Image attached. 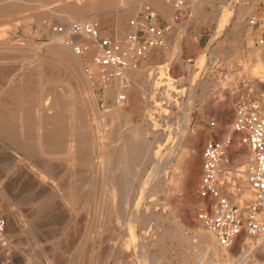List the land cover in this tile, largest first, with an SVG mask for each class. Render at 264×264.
Returning <instances> with one entry per match:
<instances>
[{
  "label": "rangeland",
  "instance_id": "1",
  "mask_svg": "<svg viewBox=\"0 0 264 264\" xmlns=\"http://www.w3.org/2000/svg\"><path fill=\"white\" fill-rule=\"evenodd\" d=\"M34 1L19 2L20 12L12 16L15 19L0 21L1 42L26 48L32 40L36 43L47 40L46 25L53 28L62 25L63 22H59L55 14L48 15L52 10L59 9L62 1ZM42 1L50 4L46 7ZM210 1H203L205 5L201 14L197 15L191 10L174 23L172 39L159 50L165 55L160 54L151 60L150 54L135 71L136 75L128 73L125 82L129 83L134 99L128 96L125 107L128 110L136 104L137 109L128 112L125 117L113 119L109 116L112 110L120 106L116 101L118 94L125 93L115 83L102 89L98 76L90 78L95 97V107L92 109L89 105L92 98L90 93L67 74L58 73L57 68L52 67L49 69L51 72L57 71L48 73L53 90L42 101L43 113L32 109L25 128L20 127L25 121L19 117L6 118L10 124L8 129L16 131V134L0 133V211L8 223L6 232L2 234L4 236L0 238V264H215L211 253H204L199 241L193 243L191 253L188 244L176 238V226L183 223L185 216L177 203L187 196L190 188L195 191L196 196L192 198L197 200L196 203L199 201L203 204L204 201L198 195L203 163L198 166L199 161H195L197 145L191 144V137H201V131L211 133L205 137L203 145H199L203 153L206 142L218 138L231 125L234 119L232 110L238 99L264 98V78H253L256 75L251 68L253 55L264 54V49L257 44L261 37L251 33L249 24V19L256 12L262 10L264 13V0L242 16L238 14L240 4L236 0H213V4ZM143 6L154 8L159 19L162 16V26L172 21L174 10L170 19L150 3L146 2ZM132 8L131 16L128 15L121 22L116 8L86 12L83 18L86 19L84 22L98 23L103 36H114L119 28L129 31L130 19L136 17L142 7L135 5ZM222 9L232 14L225 19V30H219ZM259 28L263 29L264 23ZM91 43L90 40L74 41V44H86L93 49ZM89 53L81 55L86 72L93 71L91 68L95 66L94 57ZM26 56L33 54H19L14 62H5V68L0 65L1 72L5 71L0 72V98H5L10 105H14L18 98H24L23 91H14L13 88L18 87L20 78L26 72V68L21 66ZM10 64L16 69L12 70ZM257 64L264 67V59L260 58ZM10 73L15 80L9 78ZM30 78H34V75ZM39 89L33 94V101L37 103L41 97ZM69 101L78 104L73 113L74 121L67 108ZM186 114L191 116L190 128L183 143L178 145ZM55 117L59 122L56 120L53 127L44 126L43 130L51 131L57 141L43 145L36 143L39 131L36 122L41 118L50 120ZM211 122L216 125L210 126ZM70 129L75 132L72 143L67 140ZM20 130L26 133L20 135ZM162 133L167 134V140L162 138ZM235 139L233 149L227 153V161H223L229 172L227 190H234L239 185L246 191L248 186L238 174L241 175L247 168L244 162L250 150L239 145L238 136ZM72 145L74 157L69 155ZM41 146H45L47 153L41 151ZM127 146L128 156L122 158ZM176 150L179 160L170 170L162 169L154 176L155 180L148 183L150 186L146 185L147 188L143 190L154 163L160 159L165 161ZM181 163L188 166L190 174H181ZM40 172L44 177L41 183L43 188L37 185L34 176ZM179 178H183L181 182H184L182 191L162 188L163 180L168 182V188L181 186V182H177ZM245 191L243 194L250 198L249 192L245 194ZM199 209L200 206L195 210V218L199 222L198 227L205 231L197 217ZM196 231L190 225L185 228V232L192 236L197 234ZM244 238L231 248L235 253L240 242H248ZM255 259L252 264H264V258L257 256ZM221 263L231 264V261L223 255Z\"/></svg>",
  "mask_w": 264,
  "mask_h": 264
},
{
  "label": "bare ground",
  "instance_id": "2",
  "mask_svg": "<svg viewBox=\"0 0 264 264\" xmlns=\"http://www.w3.org/2000/svg\"><path fill=\"white\" fill-rule=\"evenodd\" d=\"M23 2V0H0V21L4 20V19H12V16L18 14L20 12V8L18 6L19 2ZM39 1V0H36ZM34 1V2H36ZM54 1H62L61 6L59 7V9L56 10H52L48 15H52L55 14L57 16V20L59 22H63L65 25L70 24L73 21H80V22H84L86 19L83 18V15L86 12H95L98 10H103V11H110L112 8H116L119 11V16L118 20L119 22H121L122 20H124L126 17L128 18V15H130L133 12V6L135 5H139L140 7H144L143 4L144 3H150L151 5H153L162 15H164L165 17H170L171 19V13H173V8L166 4L164 2V0H54ZM240 6H239V15L242 16L248 9H252L255 5L258 4V2L260 0H236ZM213 0L210 1V3L213 4ZM41 3V2H40ZM39 3V4H40ZM43 3V1H42ZM41 3V4H42ZM49 2H44L43 5H49ZM205 4H201L197 7H195L192 11L195 14H201L202 8ZM27 6V5H26ZM36 6V5H35ZM41 6V5H40ZM214 6V5H213ZM33 7V4H32ZM47 7V6H46ZM226 7V5H225ZM27 8V7H26ZM141 8V9H142ZM28 9V8H27ZM32 9V8H31ZM138 9V7L136 8ZM206 9V8H205ZM230 10V9H229ZM28 12V10H26ZM25 11V12H26ZM191 11V12H192ZM26 12V13H27ZM205 12V11H204ZM206 13V12H205ZM23 14V12L21 13ZM194 14V15H195ZM136 15V14H135ZM27 16V15H26ZM131 16V15H130ZM220 16V15H219ZM232 16V14L230 13V11L227 10H223L222 9V15L219 19V30H225L227 27L226 21L225 19ZM15 17V16H14ZM29 17V14H28ZM201 17V15H200ZM205 17V16H203ZM92 18V17H90ZM126 18V19H127ZM15 19V18H13ZM12 19V20H13ZM22 19V18H21ZM19 19V20H21ZM17 21V20H16ZM23 21V19H22ZM21 21V22H22ZM91 22V21H88ZM3 23V22H2ZM15 23V22H13ZM25 23V22H24ZM62 23V24H63ZM124 24V23H123ZM7 26V25H6ZM11 26V25H10ZM116 26V25H115ZM125 26V25H124ZM13 28V26H11ZM35 27V26H34ZM123 27V26H122ZM10 28V27H9ZM27 28V27H26ZM44 29V28H43ZM124 29V28H123ZM121 28H119L118 30V34L119 36L123 37L127 32L123 30ZM264 29V28H263ZM31 30V29H30ZM45 30L48 31V38L46 41L41 42V43H36L33 40L30 41L29 45L26 48H21L19 46H16L14 44L11 43H7V42H1L0 41V65L2 64V66L4 65V63L8 62V61H13L15 59L16 55L19 54H27V53H31L33 54V56H26L23 57L22 60V64L21 66L26 68V72L23 73V77L20 78V82L19 85H17V88H13L14 91H23L24 93V98H18V101H16L15 103H13L14 105H10L6 102V100L1 99L0 98V133L1 134H6V135H14L16 134V131L14 130H10L8 129L9 127V123L6 121V118L9 119V117H19L20 120H24L25 123L21 124L20 127L22 126V128L26 127V119H28L30 117V112L32 109H36L38 110L40 113H43V109L42 107V101L44 99H46L51 90H53L52 88V84H51V78L49 77L48 73H54V71H50L49 69L52 67L57 68L58 73L62 72L61 74L65 73L68 75V77L72 80L75 81L76 84H78L82 89L87 90L88 93H90V95L92 96L91 100H90V106L93 109L95 107V97L92 94V89H93V81H91L88 73L85 71L84 67H83V63L81 61V55H77V53L75 52L73 46L71 45H67V39L69 37V35L66 34H60L57 33L55 31V29L50 26V25H46L45 26ZM15 31V30H14ZM40 31V30H39ZM38 33V31H37ZM36 34V32H35ZM105 34V33H104ZM17 35V34H16ZM15 36V35H14ZM18 36V35H17ZM105 36V35H104ZM4 38V37H3ZM19 38V37H18ZM31 38V37H30ZM16 40V39H15ZM75 40L77 41H87V39L85 38H81L78 37ZM27 41V40H26ZM14 42H18V41H14ZM89 42V40H88ZM253 43V42H252ZM92 44V43H91ZM91 48V47H90ZM156 50V49H155ZM153 50L150 57L151 60H155L157 58L158 55L162 54L161 51L158 50ZM161 50V49H160ZM90 56L93 57L94 55V49L90 50ZM88 55V54H87ZM254 59H253V63L251 64V68L254 70L255 75L253 78H264V67H260L258 66V62L260 60V58L264 59V54L262 53V55H257L254 54ZM90 57V58H91ZM22 58V57H21ZM20 58V59H21ZM87 58V57H86ZM89 59V58H88ZM161 59V58H160ZM14 62V61H13ZM16 62V61H15ZM94 62V61H93ZM9 64V62H8ZM146 64V63H145ZM12 64H10L9 66H11ZM14 65V64H13ZM17 65V64H16ZM6 66V65H5ZM19 66V65H18ZM86 66V65H85ZM1 67V66H0ZM4 67V66H3ZM8 69V66H6ZM15 67V66H14ZM2 68V67H1ZM5 68V67H4ZM22 68V67H21ZM86 68V67H85ZM96 66H94V68H91L93 71H95ZM14 68L12 67V70ZM16 69V68H15ZM14 69V70H15ZM19 69V68H18ZM17 69V70H18ZM23 69V68H22ZM9 71H11L10 69H8ZM16 70V71H17ZM20 70V69H19ZM49 70V72H48ZM56 70V71H57ZM4 71V70H3ZM2 71V72H3ZM15 71V72H16ZM21 71V70H20ZM55 71V72H56ZM1 72V69H0ZM1 72V73H2ZM5 72V71H4ZM14 72V75H15ZM19 72V71H18ZM12 73V72H11ZM10 73V74H11ZM21 73V74H22ZM131 74L136 75V72H130ZM13 74V73H12ZM11 74V76L9 77L13 80H15V77H13V75ZM17 74V73H16ZM19 74V73H18ZM3 75V74H2ZM31 75H34V78H30ZM9 76V75H8ZM59 76V75H58ZM126 76H128V73L126 74ZM126 76L123 79L117 80L115 85L117 88H119L120 90H123L127 96L132 98V89L130 90V87L128 89H125V80H126ZM7 77V75H6ZM20 77V76H19ZM61 77V76H60ZM137 77V76H136ZM139 77V76H138ZM3 78V77H2ZM18 79V78H16ZM2 80V79H1ZM6 80V79H5ZM22 80V81H21ZM4 82V81H3ZM8 82V81H7ZM257 82V81H256ZM261 82V81H260ZM263 82V81H262ZM72 84V83H71ZM257 84V83H256ZM13 85H16L15 83ZM137 85V84H135ZM255 85V84H254ZM138 86V85H137ZM40 88V100L37 103L36 100H34L36 103H34L33 101V94L36 92L37 88ZM2 88V87H1ZM7 90V89H6ZM12 90V89H11ZM77 90V89H76ZM118 90V89H117ZM2 91V90H1ZM83 91V90H82ZM7 92V91H6ZM5 92V93H6ZM75 94V93H74ZM73 94V95H74ZM121 94V93H120ZM3 95V93H2ZM14 95V94H13ZM12 95V96H13ZM16 95V94H15ZM119 95V94H118ZM39 96V95H38ZM2 97V96H0ZM4 97V96H3ZM21 97V96H20ZM23 97V96H22ZM39 98V97H38ZM14 99V98H13ZM134 99V98H132ZM264 99V98H263ZM48 101V100H47ZM117 101V100H116ZM227 101V100H226ZM14 102V101H13ZM49 102V101H48ZM10 103V101H9ZM12 103V102H11ZM46 103V102H45ZM111 103V102H109ZM223 103V102H222ZM77 102L75 104V102H70L67 105L68 111L71 114V119L74 121L75 120V115L73 114L76 111V106H77ZM150 105V104H149ZM49 106V104H48ZM114 106V105H113ZM126 104L124 105H120L118 108L114 109V110H110L111 113L109 114V116L113 119H118L120 117H125L127 115L128 112L130 111H134L137 109V105L135 104L134 106H132L130 109H126ZM128 106V105H127ZM220 107V106H219ZM218 108V107H217ZM228 108V105H227ZM59 110V109H58ZM79 110V109H78ZM34 111V110H33ZM226 111V108L223 109V112ZM233 111V110H232ZM56 112V111H55ZM147 112V111H146ZM150 112V111H149ZM35 113V112H34ZM59 113V112H58ZM47 114V113H46ZM73 114V115H72ZM48 115V114H47ZM39 116V115H38ZM55 116V115H54ZM108 116V115H107ZM186 121L184 123V126L182 127V131L183 132L180 135V140H179V144L181 145L183 143V140L185 138L186 133L189 131L190 128V124H191V116L189 114H186ZM34 117V116H33ZM36 117V116H35ZM42 117V116H41ZM50 117V116H49ZM53 117V116H52ZM59 117V116H58ZM38 118V117H37ZM36 120V118H34ZM18 120V119H17ZM18 120V122L20 121ZM57 117L51 119L50 120H46V119H39L36 122V126L39 127V131L37 133V138H36V143H39L40 145H43L45 143H48L50 141H57V139L54 137H52V132L50 131H46L43 130L44 126H54L56 123ZM124 120V119H123ZM126 120V119H125ZM58 121V120H57ZM119 121V120H118ZM127 121V120H126ZM224 121V120H223ZM222 121V123H223ZM17 122V121H16ZM59 122V121H58ZM57 122V123H58ZM76 122V121H75ZM113 122V121H112ZM120 122V121H119ZM127 123V122H126ZM125 123V124H126ZM16 124V123H15ZM18 124V123H17ZM78 124V122H77ZM77 124H74V126ZM122 124V123H121ZM119 124V125H121ZM80 125V124H78ZM57 126V125H56ZM105 126V125H104ZM19 127V128H20ZM59 127V126H57ZM81 127V126H80ZM103 127V126H101ZM139 127V126H138ZM226 127V126H225ZM47 128V127H46ZM78 128V127H77ZM100 128V127H99ZM134 128V127H133ZM220 128V127H219ZM57 129V128H56ZM105 129V128H103ZM121 129L123 130V128L121 127ZM138 129V128H137ZM38 130V129H37ZM67 130V129H66ZM78 130V129H77ZM201 130V129H200ZM21 131V130H20ZM220 131V130H219ZM67 132V131H66ZM108 132V131H107ZM134 132V131H133ZM203 132L201 137L197 136V137H191V144L193 145H199L201 143H203L204 140H206V138L209 136V132L207 131H201ZM26 132L21 131L20 135H24ZM58 133V132H57ZM100 133V132H99ZM103 133V132H102ZM139 133V132H138ZM144 133V132H143ZM231 133L230 130L227 129V133ZM28 134V133H27ZM104 134V133H103ZM155 134V133H154ZM35 135V134H34ZM66 135V134H65ZM139 135V134H137ZM33 136V135H32ZM62 136V135H61ZM64 136V135H63ZM67 140L68 141H74L75 138V132L74 129H70L67 133ZM110 136V135H109ZM131 136V135H130ZM140 136V135H139ZM138 136V137H139ZM157 135L155 134L154 137H156ZM36 137V136H35ZM108 137V136H107ZM116 137V136H115ZM118 137V136H117ZM121 137V136H120ZM124 137V136H122ZM143 137V136H142ZM141 137V138H142ZM146 137V136H145ZM175 137V136H174ZM203 137V138H202ZM206 137V138H205ZM34 138V137H32ZM58 138V137H57ZM106 138V137H105ZM147 138V137H146ZM162 138L167 140V134L166 133H162ZM117 139V138H115ZM114 139V140H115ZM137 139V138H136ZM61 140V138L59 139ZM65 140V138L63 139ZM104 140V139H103ZM131 140V139H130ZM236 140V139H235ZM102 141V140H101ZM121 141V138H120ZM138 141V140H137ZM71 142V143H72ZM76 142V141H75ZM128 142V141H127ZM126 142V143H127ZM135 142V141H134ZM140 142V141H139ZM143 142V141H142ZM53 143V142H52ZM67 143V142H66ZM107 143V141H106ZM110 143V142H108ZM137 143V142H136ZM23 144V143H22ZM64 144V143H62ZM124 144V143H123ZM130 144V143H129ZM203 145V144H202ZM108 146V145H107ZM74 146L72 145V148L69 150V155L71 157H74V151L73 148ZM100 147V146H99ZM185 147V146H184ZM200 147V146H199ZM70 148V147H69ZM133 148V147H132ZM41 151H43V153H47V149L45 148V146H41L40 147ZM68 149V148H67ZM77 149V148H75ZM109 149V148H108ZM112 149V148H111ZM126 150L124 151V154L122 156V158H127L126 156H128V150H129V146H127L125 148ZM177 149V147H176ZM192 149V148H191ZM233 149V148H232ZM101 150V149H100ZM131 150V148H130ZM109 151V150H108ZM107 152V151H105ZM110 152V151H109ZM185 152V151H184ZM249 153V152H248ZM130 154V153H129ZM187 154V153H186ZM119 155V156H120ZM181 155V154H180ZM110 156V154H109ZM187 156V155H186ZM184 157V156H183ZM249 158L250 155L247 156L246 160H245V164L246 167L248 165L249 162ZM185 159V158H183ZM193 159V158H192ZM127 160V159H126ZM179 160L178 159V151H174V153L168 157L165 161H162L161 159L157 162L154 163V168L153 170H151V172L149 173V177L147 179V181L144 182L143 184V190L147 188L146 185H149L148 183H150V181H152L155 177L156 174H158L162 169H169L172 168L174 166V162ZM108 161V159H107ZM110 162V161H109ZM127 162V161H126ZM177 163V162H176ZM186 163V162H185ZM194 163V162H193ZM199 163V162H198ZM102 164V163H101ZM108 164V163H107ZM122 164V163H121ZM182 164V163H181ZM195 164V163H194ZM110 166V165H109ZM47 167V165H46ZM57 167V166H56ZM182 172L183 173H187L190 174V172L188 171L186 165L182 164ZM194 167V165H193ZM224 167V165H223ZM32 168V167H31ZM55 168V167H54ZM192 168V167H191ZM245 168V167H244ZM49 169V168H48ZM227 169V168H226ZM108 170V169H107ZM229 170V169H228ZM31 171V170H30ZM48 171V170H46ZM51 171V170H50ZM55 171V170H54ZM58 171V170H57ZM179 171V170H178ZM194 171V170H192ZM230 171V170H229ZM237 171V170H236ZM38 172V171H37ZM49 172V171H48ZM56 172V171H55ZM54 172V173H55ZM233 172V171H232ZM29 173V172H28ZM50 173V172H49ZM53 173V172H52ZM51 173V174H52ZM53 173V174H54ZM176 173V172H175ZM50 174V176H51ZM102 174V173H101ZM234 175V173H233ZM35 179H37L39 186H42L41 183H43V179L44 178L42 176V173H36L35 175ZM47 176V175H44ZM49 176V177H50ZM159 176V175H158ZM186 176V175H185ZM238 176H241L240 174H238ZM54 177V176H53ZM168 178V177H167ZM166 178V180H167ZM195 178V177H194ZM237 178V177H236ZM239 178V177H238ZM237 178V179H238ZM104 179V178H103ZM183 179V178H182ZM182 179L177 180V182H181ZM59 180V179H58ZM155 180V179H154ZM166 180H163L161 183L162 188L166 189V190H175V191H182L183 188V183L181 182V186L179 187H170L168 188V182H166ZM241 180V179H240ZM168 181V180H167ZM241 183V182H240ZM246 183V182H244ZM243 183V184H244ZM50 184V183H49ZM115 184V183H114ZM230 184V183H229ZM45 185V183H44ZM150 186V185H149ZM160 186V185H159ZM231 186V185H230ZM247 186V185H246ZM44 186H42L41 188H43ZM232 187V186H231ZM149 188V187H148ZM159 188V187H158ZM161 188V186H160ZM244 188V187H243ZM246 189V188H245ZM248 189V188H247ZM245 191V194H248L247 192L249 191ZM146 191V190H145ZM143 192V191H142ZM188 193V192H187ZM144 194V193H143ZM142 194V195H143ZM186 195V194H185ZM200 195V194H198ZM228 195L231 199V201L233 203L239 204L241 206H245L246 202H248L249 197H247V195L245 196L243 193H235L233 191V189H229L228 190ZM193 196L195 195V191L193 189L190 188V192L187 194V196H184V199H180L177 203V205L184 211V219H183V223L181 224H177V229H178V235L176 238H179L180 241H185L188 244V248L189 251L191 253H193L194 250V246L193 243H195L196 241L200 242V244L202 245V250L204 253H211L212 257L215 259V264H222L221 263V259L223 255H226L229 257V260L231 261V264H252L253 262L255 263V258L257 256L264 258V242H258V241H253V240H247L248 242H246V244H242L241 242L238 244L237 247V251L235 253L234 250L232 249H227V248H223L221 246H219V244L216 242L215 236H213L212 234L207 233L206 231L201 230L198 227V221L195 218V210L200 206H202V204L197 200H193ZM187 197V198H186ZM198 198V197H197ZM196 198V199H197ZM1 199V198H0ZM71 201V200H70ZM96 205V204H95ZM182 211V212H183ZM135 212V211H134ZM133 212V214H134ZM135 215V214H134ZM138 215V214H137ZM194 217V220H192ZM133 218V217H132ZM135 218V217H134ZM192 218V219H191ZM102 219V218H101ZM133 222V221H132ZM101 223V222H100ZM192 226L193 229L197 230V234L195 236H192L188 233L185 232V228L186 226ZM101 226V224H100ZM131 226V224H130ZM203 229V228H202ZM166 234L168 233L167 231H164ZM163 232V233H164ZM86 233V232H85ZM162 233V232H161ZM135 234V233H134ZM4 235H0V238H2ZM135 236V235H134ZM164 239V238H163ZM246 239V238H244ZM242 244V245H241ZM146 247V246H145ZM238 255V256H237ZM142 258V257H141ZM140 259V258H139ZM144 259V257H143ZM139 261V260H138ZM142 261V260H141ZM257 262V261H256ZM260 262V261H259ZM264 262V261H262ZM144 263V262H143ZM261 264V263H260Z\"/></svg>",
  "mask_w": 264,
  "mask_h": 264
},
{
  "label": "built area",
  "instance_id": "3",
  "mask_svg": "<svg viewBox=\"0 0 264 264\" xmlns=\"http://www.w3.org/2000/svg\"><path fill=\"white\" fill-rule=\"evenodd\" d=\"M203 1L164 0L174 9L172 21L166 26L159 23V14L154 8L145 6L136 17L130 19L129 31L123 37L118 34L103 36L96 22L73 21L54 29L57 33L69 35L68 45L73 46L77 54L83 55L92 48L86 44H74L76 38L92 42L96 68L87 72L90 78L98 76L102 89H107L112 83L125 78L127 73L137 71L152 50L164 48L174 23ZM249 24L251 27L259 24L257 15L249 19ZM257 44L264 49V34ZM124 86L128 89L129 83L126 82ZM127 102L126 93L117 96L118 104ZM233 112L231 125L218 138L205 144L199 186V194L204 201L197 214L203 229L215 236L219 246L227 249L244 237L264 242V99L241 97L234 103ZM215 125V122L210 123V126ZM227 129L231 133L226 134ZM237 136L239 145L250 150L247 168L241 172V179L246 182L250 194L244 207L231 201L227 190L229 172L223 167V161ZM233 191L236 194L244 192L239 185ZM7 226V219L0 211V235L6 232Z\"/></svg>",
  "mask_w": 264,
  "mask_h": 264
},
{
  "label": "crops",
  "instance_id": "4",
  "mask_svg": "<svg viewBox=\"0 0 264 264\" xmlns=\"http://www.w3.org/2000/svg\"><path fill=\"white\" fill-rule=\"evenodd\" d=\"M256 15H257V17H258V19H259V24L256 26V27H251L252 29H251V33L253 34V35H255V36H259V37H262V35L264 34V29H260L259 28V25L261 24V23H264V13L262 12V10L261 11H259V12H256ZM161 18H162V16L160 15V19H159V22H160V24L162 25V23H161ZM172 32V31H171ZM170 32V34H169V36H168V40L169 39H172V33ZM159 49V48H158ZM158 49H156V50H158ZM155 50V49H154ZM155 50V51H156ZM160 50V49H159ZM153 51V50H152ZM152 51L147 55V57L152 53ZM162 53V52H161ZM162 54H164L165 55V53H162ZM146 57V58H147ZM145 58V59H146ZM234 120V119H233ZM199 145H202V143L201 144H199ZM199 145H197L196 146V148H195V161L197 162V161H199V163H198V166H200V164H202L203 163V153H202V150L199 148ZM202 174H203V168H202ZM198 192H199V190H198Z\"/></svg>",
  "mask_w": 264,
  "mask_h": 264
}]
</instances>
